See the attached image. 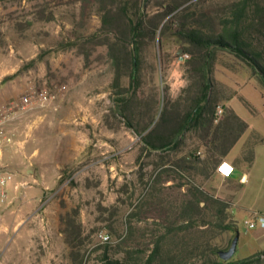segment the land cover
<instances>
[{
  "label": "rangeland",
  "instance_id": "1",
  "mask_svg": "<svg viewBox=\"0 0 264 264\" xmlns=\"http://www.w3.org/2000/svg\"><path fill=\"white\" fill-rule=\"evenodd\" d=\"M232 1L146 0L150 15L157 17L161 24L155 46L146 51V62L151 69L145 70V102L140 108L134 107L138 114H147L154 107L156 96L159 101L156 122L164 111L167 114L173 108L180 110L186 106V98L196 81L177 30L184 22L183 17L189 18L187 14L200 10L212 12ZM120 4V0H0V93L13 79L25 78L29 82L32 75L43 70L49 76L51 70H108L115 74L109 48L99 40L90 42V36L101 30L103 17L110 10L119 21ZM168 6L177 9L168 14L165 8ZM160 36L163 49L158 42ZM161 52L166 56L164 72ZM116 53H120V47ZM11 70H16L15 76L9 73ZM10 76L14 77L8 79ZM212 78L214 99L218 104L216 113L223 103L248 125L233 148L232 156L245 158L240 175L250 174V183L247 179L239 182L238 191L223 216L225 224L236 223L241 235L238 251L230 260L233 262L256 256L264 247V239L257 241L255 237L258 228H249L245 223L246 219H254V213L264 211V81L244 63L228 66L219 63ZM123 80L127 88L129 76ZM46 85L39 84L21 96L45 89L50 91V86ZM113 106L111 99L104 103L97 135L91 130L93 137L107 143L103 150L92 147L98 151L91 152L85 163L63 169L65 182L44 189L43 203L48 201L39 211L48 209L49 203L56 201L62 212L60 227L64 228V233L57 236L58 264H104L102 256L107 248L117 259H123L127 251L149 254L147 250L154 247L157 234L163 236L167 232V224L173 223L176 228L183 224L182 211L193 198L191 186H198L211 195L209 182L217 166L210 164L207 173L199 165L193 169L185 166L186 163H181L185 169H172L175 162L189 154H196L202 160L208 158L202 146L203 130L187 131L180 147L170 153L145 154L138 160L141 138L124 124ZM225 121L226 112L221 117L216 116L212 132L219 125L224 127ZM228 121L234 122L233 117ZM115 134L123 137L121 147L113 142ZM131 135L135 136L134 141ZM119 149L121 153L114 156ZM250 153L256 161L252 166L247 155ZM5 155V163L16 173L12 184L15 185L25 171L27 174L34 171L31 167L25 169L32 160L24 151L10 149ZM160 162L163 164L158 165ZM167 168L174 170L169 172L171 181H157L158 173ZM20 189L15 203L0 211V264L9 261V250L16 249L18 244L22 256L32 255L25 239H29L28 223L38 212L37 199L43 187L28 180ZM196 205H193L194 227L168 235L164 243L162 256L166 261L177 255L169 264H215L220 259L211 248L226 250L230 244L233 233L213 223L204 226L212 216L199 214ZM104 236H109L110 240L105 242ZM7 264L15 263L11 260Z\"/></svg>",
  "mask_w": 264,
  "mask_h": 264
},
{
  "label": "trees",
  "instance_id": "2",
  "mask_svg": "<svg viewBox=\"0 0 264 264\" xmlns=\"http://www.w3.org/2000/svg\"><path fill=\"white\" fill-rule=\"evenodd\" d=\"M120 3L119 21L115 20L112 10H110L103 17L101 30L90 36V42L99 40L109 48L115 71L110 85L113 93V108L124 124L141 138L138 160L145 154L156 153L161 156L178 149L186 132L198 129L204 131V136L201 137L202 146L206 150L208 158L202 160L196 154H189L180 162H175L172 169L175 171L178 170V167L185 169L181 163H186L185 166L190 165L187 167L193 169L200 166L203 172L207 173L210 164L214 168L218 166L219 160L231 152L248 129L247 123L235 112L224 108L226 112L225 126L219 125L212 132L216 125L215 110L217 107V101L214 99L215 83L212 81V69L216 62L215 52L221 51L233 55L252 68L254 73L264 81V0H234L219 6L212 12L200 10L187 14L189 18L183 17L184 22H181L177 35L182 41L184 56L188 64L193 66L191 71L196 84L192 87L189 97L186 98L184 108L180 110L173 108L167 114L164 111L157 122L156 115L159 104L157 96L154 107L147 114L144 112L138 114L134 107L136 105L137 108H140L145 102V89L143 88L146 79L145 70L151 69V66H148L149 64L146 62V51L151 46H155L161 21L150 15L146 0H120ZM165 8H167L168 14L177 9V7L169 6ZM158 42L161 46L160 49H163L162 36L159 37ZM119 47L120 53H116L119 51ZM160 57L164 72L166 70L164 52L160 53ZM14 76H10L8 79H12ZM127 76L130 78V83L125 88L123 79ZM229 117H233L234 122L228 121ZM189 158L191 159L188 160ZM162 162L158 165L163 164ZM174 170L168 168L162 170L157 175V181H171L172 176H169V172ZM190 192L193 198L182 211L183 224L178 228L173 223L167 224L165 228L167 232L162 234L163 236L157 234L158 238L153 244L154 247L147 250L150 251L149 254L135 252L139 254L136 255L134 252L127 251L123 259H117L111 256L110 248H107L102 256L104 264H158V262L159 264H169L170 260L177 259L176 254L173 258H169V261L164 259L162 256L164 243L168 239V235L187 231L194 227L196 219L194 218L193 205L196 204L199 214L203 213L204 217H208V214L212 216L211 220L204 222V226L213 223V225L233 233L226 249L228 250L235 236L239 234L236 225L225 224L223 221V216L230 207L229 203L214 199L198 186H191ZM202 202H205L204 206L201 205ZM134 215L136 214H132V216ZM211 249L213 254L220 259V262L215 264H264V252L232 263L219 256V252L222 250ZM161 259L164 261L161 262Z\"/></svg>",
  "mask_w": 264,
  "mask_h": 264
},
{
  "label": "crops",
  "instance_id": "3",
  "mask_svg": "<svg viewBox=\"0 0 264 264\" xmlns=\"http://www.w3.org/2000/svg\"><path fill=\"white\" fill-rule=\"evenodd\" d=\"M215 57L216 62L213 65V71L219 63L227 64V66L233 63L243 64L238 58L225 52L217 51ZM225 59L229 61H225ZM15 72L16 70H11L9 73L14 75ZM113 77L114 74L108 70H51V76L48 75L46 70H43L37 75H32L29 82L25 81V78L13 79L5 86V90L0 93V110L7 103L20 100L25 96H21L24 91H29L39 84H48L51 88L50 91L57 94L55 101L50 102L45 108L35 110L34 117L40 118V126L33 132L28 142L22 147L21 142L26 137V126L23 125L15 135V143L7 148V150L24 151L25 156L32 160L25 169L31 167L34 171L30 174L25 171L21 174V178L17 183L12 184L10 202L8 206L0 211H5L18 199L22 189L20 191L16 189L17 185L19 187L24 184L27 185L28 180H33L39 183L43 190L37 199L39 203L38 212L35 214L34 219L28 223L30 224L29 239H25L28 240L32 255L22 256L21 245L18 244L16 249L9 250V261L7 260L2 264H7L11 260L15 264H58L57 236L59 234L62 236L64 233V228L60 227L62 212L58 209L56 201H51L48 209L44 208V210L39 211L45 203H43L44 189L53 188L59 183L65 182V176L62 172L65 167L85 163L91 152L98 151V149L94 150L92 147L99 148L100 151L107 144L103 139L93 137L91 130L97 135L100 115L104 112L103 105L110 99L112 100L113 93L110 85ZM23 80L25 83L22 82ZM46 87L48 86L46 85ZM222 105L225 109H228L225 104L222 103ZM135 136L139 137L137 134ZM135 136L131 135L132 141H134ZM262 141L264 142V139ZM113 142L116 146L121 147L123 137L115 134ZM121 150H117L114 156L120 154ZM232 150L227 156L219 160L216 173L209 182L211 195L215 199L229 203V206L238 191L239 182L247 179L250 183V174L244 172V176L240 175L243 169L241 164L244 157L241 160L240 157L232 156ZM247 155H249V165H255L256 161L253 159L252 154ZM223 163H226L225 170L227 171L229 170L227 165L234 167L231 176H224L219 171V167ZM255 215L264 218V211L254 213L253 217ZM248 220L250 219H246L245 223ZM233 221L235 223L234 217ZM255 228H258L255 233L256 240L262 241L264 239V227L258 224ZM239 236H241L240 233ZM262 252H264V247L259 253ZM239 260H243V258Z\"/></svg>",
  "mask_w": 264,
  "mask_h": 264
},
{
  "label": "built area",
  "instance_id": "4",
  "mask_svg": "<svg viewBox=\"0 0 264 264\" xmlns=\"http://www.w3.org/2000/svg\"><path fill=\"white\" fill-rule=\"evenodd\" d=\"M57 99V94L47 89L26 94L20 100H14L0 110V210L8 206L10 202V192L15 172L12 167L5 163V152L9 146L15 143V135L19 129L26 126L25 139L21 142L22 147L31 138L33 132L40 126V118L34 117L37 108H45L50 102ZM225 110L219 106L216 116L221 117ZM226 163L219 167V171L224 176H231L234 167L227 165L229 170H225ZM19 189V186L15 187ZM46 200L45 202H47ZM250 228H255L259 224L264 227V218L255 215L253 220L246 221ZM104 241L110 240L109 236H104Z\"/></svg>",
  "mask_w": 264,
  "mask_h": 264
},
{
  "label": "water",
  "instance_id": "5",
  "mask_svg": "<svg viewBox=\"0 0 264 264\" xmlns=\"http://www.w3.org/2000/svg\"><path fill=\"white\" fill-rule=\"evenodd\" d=\"M181 51H183V50H181ZM239 237H240L239 234L235 236V238L233 239L232 244L228 250H222L219 252V256L223 260L230 261L235 256V254L237 253Z\"/></svg>",
  "mask_w": 264,
  "mask_h": 264
}]
</instances>
